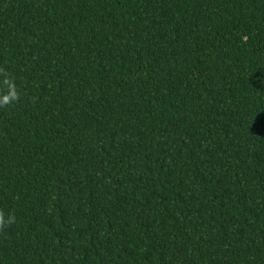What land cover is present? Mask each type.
Masks as SVG:
<instances>
[{"label": "trees", "instance_id": "trees-1", "mask_svg": "<svg viewBox=\"0 0 264 264\" xmlns=\"http://www.w3.org/2000/svg\"><path fill=\"white\" fill-rule=\"evenodd\" d=\"M0 264H264V0H0Z\"/></svg>", "mask_w": 264, "mask_h": 264}, {"label": "clouds", "instance_id": "clouds-1", "mask_svg": "<svg viewBox=\"0 0 264 264\" xmlns=\"http://www.w3.org/2000/svg\"><path fill=\"white\" fill-rule=\"evenodd\" d=\"M11 99H16L17 98V96H16V92L15 91H13L12 93H11V97H10ZM9 101V97H5L4 98V103H7ZM8 223H12L13 222V220L12 219H9L8 221H7Z\"/></svg>", "mask_w": 264, "mask_h": 264}]
</instances>
